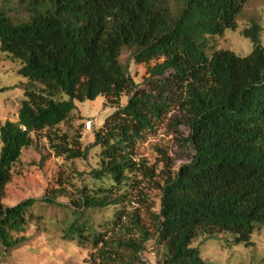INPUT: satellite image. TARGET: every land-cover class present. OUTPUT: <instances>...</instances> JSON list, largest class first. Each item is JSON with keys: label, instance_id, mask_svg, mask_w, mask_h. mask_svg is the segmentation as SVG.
<instances>
[{"label": "trees", "instance_id": "obj_1", "mask_svg": "<svg viewBox=\"0 0 264 264\" xmlns=\"http://www.w3.org/2000/svg\"><path fill=\"white\" fill-rule=\"evenodd\" d=\"M248 1L22 0L26 19L0 10V50L29 80L18 120L0 125V262L28 240L38 199L7 205L4 197L39 133L67 160L99 147L94 184L79 188L72 204L58 201L61 172L41 198L70 208L62 238L89 247L91 264H150L144 253L151 242L160 264H210L192 246L199 233L252 242L264 226L262 26L243 30L253 42L247 55L211 42L238 28ZM124 49L146 66L142 83L122 62ZM99 96L112 112L83 147L85 121L75 131L60 126L75 118L76 100ZM174 110L172 122L188 129L180 137L186 161L176 165L160 147L158 168L138 156V144ZM150 184L160 192L159 211L145 191ZM106 210L112 212L100 222L91 213Z\"/></svg>", "mask_w": 264, "mask_h": 264}, {"label": "rangeland", "instance_id": "obj_2", "mask_svg": "<svg viewBox=\"0 0 264 264\" xmlns=\"http://www.w3.org/2000/svg\"><path fill=\"white\" fill-rule=\"evenodd\" d=\"M24 7L22 0H0V10L7 9L15 18L26 19ZM253 23L262 26L260 40L264 45V0H249L238 17V28L226 29L224 34L212 37L211 42L218 49H230L238 55H247L253 49V42L244 36L243 30ZM121 60L129 66L134 79L142 83L146 66L137 64L127 49L123 50ZM20 67V62L12 60L0 50V125L7 119L18 120L21 101L25 97L24 88L29 84V80L19 74ZM126 101L127 96L124 95L122 103ZM75 102V118L70 123L62 124L60 128L75 131L80 128L81 123L91 119L92 128L82 131V143L86 147L94 142V129L103 123L112 109L105 105L103 96L95 100ZM178 115L177 111H172L155 135H149L138 144L139 157L147 158L150 164L156 163L158 168H162L158 148L164 147L176 165L186 161L180 137L187 136L188 129L183 124L177 127L171 120ZM33 136L34 144L24 148L21 159L14 166L13 179L7 185L4 197L7 205H14L28 198L38 199L31 210V220L25 233L28 240L5 253L0 264H91L89 247H82L75 241L62 238L64 221L69 218L70 208L44 202L41 198L49 195L47 188L55 186L53 181H56L61 172L63 185L58 201L72 204V200L79 196V188L86 183L94 184L91 171L97 166L99 147L90 148L86 159L67 160L51 151L49 142L42 133ZM145 191L150 195L154 209L159 211V190L150 184ZM111 212L112 210H106L91 213L100 222ZM145 217L149 221L148 216ZM217 238L211 239L208 234L199 233L192 241V246L198 247L201 257L210 264H264V226L254 231L249 245L235 242L230 234L220 233ZM157 254V248L151 242L144 257L150 264H160Z\"/></svg>", "mask_w": 264, "mask_h": 264}, {"label": "built area", "instance_id": "obj_3", "mask_svg": "<svg viewBox=\"0 0 264 264\" xmlns=\"http://www.w3.org/2000/svg\"><path fill=\"white\" fill-rule=\"evenodd\" d=\"M93 121L91 119L85 120V127L86 129L90 130L92 128Z\"/></svg>", "mask_w": 264, "mask_h": 264}]
</instances>
